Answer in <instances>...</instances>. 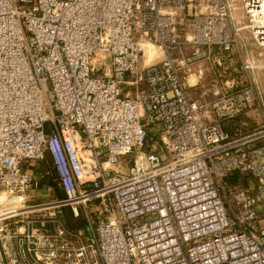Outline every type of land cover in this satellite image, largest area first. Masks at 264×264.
Here are the masks:
<instances>
[{"label":"built area","instance_id":"built-area-1","mask_svg":"<svg viewBox=\"0 0 264 264\" xmlns=\"http://www.w3.org/2000/svg\"><path fill=\"white\" fill-rule=\"evenodd\" d=\"M234 1L0 0V264H264V0Z\"/></svg>","mask_w":264,"mask_h":264},{"label":"rangeland","instance_id":"rangeland-1","mask_svg":"<svg viewBox=\"0 0 264 264\" xmlns=\"http://www.w3.org/2000/svg\"><path fill=\"white\" fill-rule=\"evenodd\" d=\"M234 4L236 5V15H237V17L239 18V19H241L242 20V22H246L247 21V19L243 16V10H242V6H241V2L239 1V0H235L234 1ZM245 36H246V39H247V42H248V44L250 45V47H251V49L253 50V52H255L256 54L260 51V49L259 48H257L255 45H254V43H253V39H252V37H251V34H250V32L249 31H245ZM156 53H159V54H161L160 53V51H158V52H156ZM155 53V55H157ZM162 55V54H161ZM158 59H160V56L159 57H157L156 58V60H158ZM202 66H204L205 67V64H201ZM193 68L194 69H196L197 67L196 66H193ZM260 76H261V80H262V85H264V69L263 70H260ZM48 163H49V160H44L43 162H37V164H39V166L38 167H36V168H34V170H36V171H38V168L40 167V168H42L43 169V167L44 168H46L47 166H48ZM39 172V171H38ZM245 180H246V182H249V183H251L250 181H249V178H248V175H245ZM245 185H243L242 183H239L236 187L237 188H242V187H244ZM0 207H2V205L0 204ZM65 214H64V216H65V218H69L70 217V214H69V211H68V208H65ZM69 226H71V225H69ZM71 227H75V226H71Z\"/></svg>","mask_w":264,"mask_h":264},{"label":"crops","instance_id":"crops-1","mask_svg":"<svg viewBox=\"0 0 264 264\" xmlns=\"http://www.w3.org/2000/svg\"><path fill=\"white\" fill-rule=\"evenodd\" d=\"M257 126V123L252 120V114L243 115L232 121H225L223 127L231 134L245 133Z\"/></svg>","mask_w":264,"mask_h":264},{"label":"trees","instance_id":"trees-1","mask_svg":"<svg viewBox=\"0 0 264 264\" xmlns=\"http://www.w3.org/2000/svg\"><path fill=\"white\" fill-rule=\"evenodd\" d=\"M66 221H67V224L71 225V226H78L79 225V220L72 218L71 215L69 218H66Z\"/></svg>","mask_w":264,"mask_h":264}]
</instances>
